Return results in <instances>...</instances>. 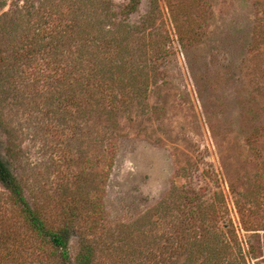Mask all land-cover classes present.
I'll return each instance as SVG.
<instances>
[{
  "label": "rangeland",
  "instance_id": "374dc122",
  "mask_svg": "<svg viewBox=\"0 0 264 264\" xmlns=\"http://www.w3.org/2000/svg\"><path fill=\"white\" fill-rule=\"evenodd\" d=\"M129 1L0 0L1 157L72 263L264 264V0ZM98 56L116 113L80 85ZM51 251L0 185V264Z\"/></svg>",
  "mask_w": 264,
  "mask_h": 264
},
{
  "label": "trees",
  "instance_id": "16d2710c",
  "mask_svg": "<svg viewBox=\"0 0 264 264\" xmlns=\"http://www.w3.org/2000/svg\"><path fill=\"white\" fill-rule=\"evenodd\" d=\"M106 1V0H102ZM140 0H130L129 3L124 7V13L126 15H130L134 13L138 6H139ZM183 42V40H182ZM103 49H112V47L118 45V41L116 37H111L108 40H103L102 44ZM89 54V53H88ZM119 55V54H118ZM87 60V65L84 66L83 73H82V79L80 82V85L83 88H88L91 93H89L88 97L91 100L93 98L94 94V106H97L98 104H101L97 102V97H101L102 101H108L106 106H108V109H104L106 112H114L118 109L122 110L118 106V102L121 99V95L114 89V86L112 84L115 83L118 79L121 81V74L123 70H125L126 65L125 62L118 58L117 56L112 57H101L98 56V59L94 63V57L93 58H84ZM80 62L83 63V54H81ZM94 65L97 67L94 68ZM98 70V71H97ZM108 77V79H106ZM94 85V89H93ZM104 86L106 89H104ZM94 92V93H93ZM104 94V99H103ZM114 149L115 148H111ZM100 177L103 176V174H99ZM0 185L9 193L11 200L13 204L18 208L19 214L21 215V218L23 219V222L27 226V229L31 231L33 234H35L37 237H39L45 246H48L52 251L51 255H57L58 258L57 261L59 264H91L92 263V255L93 252L88 247H82L81 251L76 255L74 263L71 262L69 258V252H68V245H69V239L71 237V228L68 226V224L64 225H58V226H48L46 219L41 215L40 212L33 209L30 204L27 202L23 188L16 178V176L13 174L11 169L9 168L6 161L3 160V158L0 155ZM94 215L101 213V201H102V194L99 192L96 193L94 197ZM193 214L194 221L197 220V217L199 215V212L197 208L195 210L191 211ZM210 239V238H208ZM212 243V246L211 244ZM206 245H208V248L210 249V253L212 257H215L216 259L221 258L220 256H217L215 253V246L213 245L212 240L206 241ZM211 247H210V246ZM225 246H229V244H226ZM225 252V251H224ZM244 259V258H243ZM224 260V261H223ZM220 261H223V264H227L228 260L226 259H220ZM222 263V262H219Z\"/></svg>",
  "mask_w": 264,
  "mask_h": 264
}]
</instances>
